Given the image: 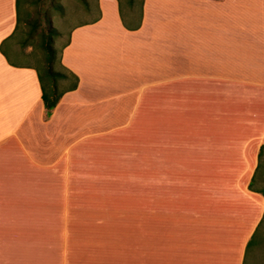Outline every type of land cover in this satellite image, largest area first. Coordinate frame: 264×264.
<instances>
[{"label": "crops", "instance_id": "obj_1", "mask_svg": "<svg viewBox=\"0 0 264 264\" xmlns=\"http://www.w3.org/2000/svg\"><path fill=\"white\" fill-rule=\"evenodd\" d=\"M16 4L0 0V264H245L264 0H143L136 29L99 0L58 53L71 82L50 112Z\"/></svg>", "mask_w": 264, "mask_h": 264}, {"label": "rangeland", "instance_id": "obj_2", "mask_svg": "<svg viewBox=\"0 0 264 264\" xmlns=\"http://www.w3.org/2000/svg\"><path fill=\"white\" fill-rule=\"evenodd\" d=\"M23 10L27 11L30 20H37L39 23L37 29V35L41 34V31L45 32L47 26L53 28L57 32V35L54 37L53 42L56 50L60 49L67 43L69 33L76 28L77 26L91 21L97 15V6L99 0H23ZM120 4V12L123 18V21L126 25L125 27H133V24L139 22V12L142 6L143 0H117ZM111 16V11H108ZM130 23V25L127 24ZM27 27L22 25V39L25 37V32ZM25 33V34H24ZM40 36V35H39ZM37 43L34 47V52L36 54V59H43V51L40 47L41 41L37 36ZM30 42V40L28 41ZM27 43V41H26ZM18 45V43H17ZM20 46L18 45V48ZM20 50V48H19ZM31 50V48L26 49V51ZM56 71L62 73L65 77L58 79V89L59 91L64 90L68 87L71 82V78L62 71L61 68L56 66ZM123 86V85H122ZM122 92L121 87H118L117 94ZM119 98L116 101H119ZM115 101H113L114 103ZM136 175V174H135ZM255 187L263 190L264 192V158L261 161L260 170L256 176ZM259 245L264 247V223L263 226L255 238L254 242L251 244L247 260L245 264H264L260 261V256L258 254ZM261 251V250H260ZM264 253V252H263ZM264 257V255H263ZM264 259V258H263Z\"/></svg>", "mask_w": 264, "mask_h": 264}, {"label": "trees", "instance_id": "obj_3", "mask_svg": "<svg viewBox=\"0 0 264 264\" xmlns=\"http://www.w3.org/2000/svg\"><path fill=\"white\" fill-rule=\"evenodd\" d=\"M24 3L25 2L23 0H17L16 32L19 31L22 25L26 26L28 29L25 32L26 34L24 33L25 37L21 40V45L23 48L28 45H32L35 47L37 43V40L35 39H37V36L38 39L40 38V41L42 40L40 47L43 51V59L38 62V67L36 68V70L41 85L42 100L45 108L50 112L57 106L61 96L63 95V92L59 91L58 89V79L65 77L62 73L56 71V66L59 63V60L58 51L55 48L53 39L57 35V32L53 30V28L47 26L45 32L41 31V34H39L40 36L37 35L39 23L37 22V20H30L29 15H27L28 12L23 10L22 6ZM138 27L139 22L134 26V29ZM129 29L131 28L129 27ZM29 40L30 42H28ZM72 80L73 81L70 85V90L75 89L77 86V79L72 78ZM106 261L107 260H105V262Z\"/></svg>", "mask_w": 264, "mask_h": 264}]
</instances>
